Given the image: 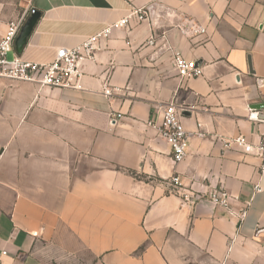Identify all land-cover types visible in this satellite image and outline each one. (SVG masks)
Here are the masks:
<instances>
[{
	"label": "crops",
	"instance_id": "1",
	"mask_svg": "<svg viewBox=\"0 0 264 264\" xmlns=\"http://www.w3.org/2000/svg\"><path fill=\"white\" fill-rule=\"evenodd\" d=\"M140 8L149 18L101 38L77 87L0 80L4 264H264L261 160L223 148L238 135L256 145L264 132L247 117V107L264 110V0H0V36L39 11L8 56L47 63ZM185 17L206 32L182 35ZM176 50L202 74L179 78ZM169 101L190 133L177 163L157 130ZM216 188L231 194L227 207L198 200Z\"/></svg>",
	"mask_w": 264,
	"mask_h": 264
},
{
	"label": "built area",
	"instance_id": "2",
	"mask_svg": "<svg viewBox=\"0 0 264 264\" xmlns=\"http://www.w3.org/2000/svg\"><path fill=\"white\" fill-rule=\"evenodd\" d=\"M149 15L150 8L134 10L131 14L106 25L100 32L74 48H57L54 59L47 63L23 60L16 54L8 57V53L14 51V40L22 24L21 20L9 21L5 32L0 36V80L30 82L39 87L75 88L79 85L81 77V62L94 57L101 38H106L113 29L129 27L131 16H135L141 22L147 20ZM175 27L182 35L189 38L206 32L205 28L191 17L180 19ZM154 39L155 36L152 34L149 36L147 44L153 45ZM173 66L179 78H191L202 74L201 65H198L195 60L184 58L178 50L174 51L173 54ZM104 94L111 96V90L105 88ZM183 110L184 108L177 107L173 101H169L160 105L157 112L161 118L160 123L157 125L158 134L169 145L174 163L182 161L188 150L190 133L184 128L180 120ZM247 112V117L251 122L264 123V110L247 107ZM120 116L121 114L117 113L111 116V120L115 122ZM198 134L202 135L201 133ZM231 144H234L246 154L252 153L258 156L261 160L259 169L261 172L264 171V132L260 135L259 142L256 145L250 143L243 135L224 140L223 148H228ZM170 183L179 186L181 184L179 176H171ZM255 190H259V187L256 186ZM179 194L185 202L194 203L196 201L197 196L193 191L183 189ZM231 197V194L225 189L216 188L198 200L204 199L212 205L225 208ZM245 215L246 208H243L236 216L241 221ZM6 253V250L0 252L1 255H6ZM0 264L4 263L0 260Z\"/></svg>",
	"mask_w": 264,
	"mask_h": 264
},
{
	"label": "water",
	"instance_id": "3",
	"mask_svg": "<svg viewBox=\"0 0 264 264\" xmlns=\"http://www.w3.org/2000/svg\"><path fill=\"white\" fill-rule=\"evenodd\" d=\"M40 12L32 9L30 15L25 19L23 24L20 26L17 36L14 40V49L20 53L23 46L26 44L27 37L30 34L34 24L36 23Z\"/></svg>",
	"mask_w": 264,
	"mask_h": 264
},
{
	"label": "rangeland",
	"instance_id": "4",
	"mask_svg": "<svg viewBox=\"0 0 264 264\" xmlns=\"http://www.w3.org/2000/svg\"><path fill=\"white\" fill-rule=\"evenodd\" d=\"M8 57H11L10 55Z\"/></svg>",
	"mask_w": 264,
	"mask_h": 264
}]
</instances>
